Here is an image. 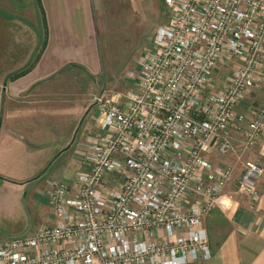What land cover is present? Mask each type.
Segmentation results:
<instances>
[{"label":"built area","instance_id":"1","mask_svg":"<svg viewBox=\"0 0 264 264\" xmlns=\"http://www.w3.org/2000/svg\"><path fill=\"white\" fill-rule=\"evenodd\" d=\"M170 18L131 88L105 91L91 118L98 136L71 183L49 180L53 223L0 240V264H187L211 256L203 220L234 163L236 190L257 200L264 174V0H164ZM214 90L212 75L228 66ZM247 106V107H246Z\"/></svg>","mask_w":264,"mask_h":264},{"label":"crops","instance_id":"2","mask_svg":"<svg viewBox=\"0 0 264 264\" xmlns=\"http://www.w3.org/2000/svg\"><path fill=\"white\" fill-rule=\"evenodd\" d=\"M39 3L40 8L36 6L34 0H31L29 6L24 5V7L17 8L19 13H16V16L6 15L5 12L0 14V45L8 42L9 38L11 39L16 33L9 25L15 19L23 20L30 31V38L27 39L31 40L34 46L30 50L31 55H27V58L32 60L37 56L33 67L27 73L3 82L2 104L4 107L2 116H0V160L8 158L17 168L22 169L42 166L43 162L50 157L49 154L53 152L47 141L39 142L37 139H31L32 136L40 137L39 133L34 134L36 130L41 131L40 135L44 137L43 130L53 128V124L51 126L48 124L58 119L64 129L70 126L66 128L70 134L78 118L66 115L71 117L72 121L69 120L70 122L65 125L63 124L65 118L56 112H26L29 109L22 112L23 108L16 103L17 99L21 96L30 97L36 89H43L46 95L48 94L47 89L56 83L54 78L66 75L73 70L97 74L101 66L94 19L97 1L39 0ZM25 14L28 18L22 17ZM42 17L43 22L40 21ZM40 32L44 34L43 46V43L40 44ZM72 64L71 68L64 69ZM10 72H4L5 78ZM262 97L264 98V91ZM83 105L80 110L77 107L71 109L70 106L59 107L57 110L58 113L76 115L85 110ZM94 110L93 105L86 110L85 116L91 117ZM97 132L89 131L85 127L78 134L75 143L68 144L67 151L72 169L81 168L80 161L86 152L85 142L96 139ZM257 149L260 163L264 167V134ZM37 153H41V156ZM233 163L232 176L227 181L218 203L203 220L208 234L211 256L207 259L190 261L187 264H264V174L257 184L258 200H252L236 191V181L240 174L241 164L234 160ZM75 173L67 174L66 179L56 180L71 183ZM0 175L4 177L0 179V240L24 234L22 232L25 231L29 220L26 219V199H23L22 192L30 185L34 186L27 197L36 217L33 229L43 223H53L52 207L48 203L47 185L49 180L55 178H49L43 184L40 182L38 186L37 181L40 175L39 177H27L22 173L15 176L5 173ZM40 216L44 219L43 223H41L42 220L37 223V218Z\"/></svg>","mask_w":264,"mask_h":264},{"label":"rangeland","instance_id":"3","mask_svg":"<svg viewBox=\"0 0 264 264\" xmlns=\"http://www.w3.org/2000/svg\"><path fill=\"white\" fill-rule=\"evenodd\" d=\"M96 1L97 6L96 10H94V19L99 46L100 72L89 75L84 71L78 72L73 70L66 75L54 78L56 83L52 84L53 88L50 87L47 89L48 94L44 95L43 92L45 91L43 89H36L34 93H31L30 97L26 98L21 96L16 102L20 104V108H23L22 112L27 109H29V111L26 112H56L62 115L61 117L65 118V120H63V124L65 125L72 121V118L67 116L77 117L78 119L74 125L73 132L69 134L66 128L70 126H65L66 128L64 129L58 119H56L55 122L51 121L48 125L51 126L53 124L54 127L43 130L42 132L45 138L40 135L41 131L39 130H36L34 134L36 135L39 133L38 136L40 137H31V139H37L39 142L47 141L49 143V148L53 149V152L49 154L50 157L43 162L42 166L38 168H17L7 158L5 160H0V174L5 173L9 176H15L22 173L27 177H39L38 175H40V179L37 181L39 186L49 178L66 179L67 174L77 172L79 168L77 169L74 167L72 169V165L69 162L70 156L67 151L69 147L68 144L72 145L73 142L75 143L78 134L85 127H87L89 131H97L92 118L90 116H85L86 110L93 106L94 100L102 92L113 91L120 93L131 88V79H129L130 71L137 68L139 59L145 53L154 50L155 29L157 26L165 24L170 18V11L165 5L164 0ZM30 3L31 0H0V14H4L5 12L6 15L12 14V16H16V13H19L17 8L24 7V5L29 6ZM22 17L28 18L26 14ZM4 18L6 19L5 16ZM9 26L16 33L11 39L9 38L8 42L0 45V116H2L1 113L4 107L2 104L4 96L3 82L6 75H4V72L6 71L8 73L15 69L17 70L18 67H22L29 62L31 59L27 58V55H31L30 50L34 47L31 40L27 39L30 38V31L27 29L28 26L23 20L15 19ZM230 67V64L228 66L225 65L213 72L211 83L213 84L212 88L214 87V90L219 88L220 83L228 76ZM263 91L264 88L256 89L249 94V98H247L248 100H246L245 103L250 109L255 108L263 101ZM36 93L38 95H35ZM59 99L61 101H59ZM84 103L85 105H83ZM82 105L85 106V110L76 115H74V113H58L57 110L59 107L65 108L68 106H70L71 109L77 107L78 110H80ZM44 107L46 108L43 109ZM53 107L57 111H54ZM43 120L42 118V121ZM237 135L238 136L233 139L234 145L237 147L235 154L227 157L211 154L207 157L220 164H233V160L236 158L235 156L240 152V148L243 145L241 136H239V134ZM258 146L256 150H258ZM37 154L41 156V153ZM33 187V185H30L22 192V196L24 195V197H26H23V199H26V219L29 220L28 225L25 227V231L22 232L24 234L33 229L36 220L31 203L27 198L33 190ZM41 220V223H43L44 219H42L41 216L38 217L37 223Z\"/></svg>","mask_w":264,"mask_h":264},{"label":"trees","instance_id":"4","mask_svg":"<svg viewBox=\"0 0 264 264\" xmlns=\"http://www.w3.org/2000/svg\"><path fill=\"white\" fill-rule=\"evenodd\" d=\"M34 2L36 3V6L38 7V8H40L39 6H40V3H39V0H34ZM40 11H41V9H40ZM40 21H42L43 22V17H42V19H40ZM40 44L41 43H43L44 41H43V37H44V34H43V32H40ZM44 45V43L42 44V46ZM39 53V52H38ZM35 55H37V54H35ZM35 55H34V57H35ZM37 58V56L35 57V59ZM34 58H32V60H30L29 62H27L23 67H21L20 69H17V70H15V71H12V72H10L9 74H7V76H6V78H5V81L7 80V79H10V80H12V79H15V78H17V77H19V76H21V75H24L25 73H27L32 67H33V65H34V63H35V60ZM73 66V64L72 65H68V66H66L64 69H69V68H71ZM84 68H82V70H83ZM87 73L90 75V73L87 71ZM0 179H4V177L3 176H1L0 175ZM56 180V179H55Z\"/></svg>","mask_w":264,"mask_h":264}]
</instances>
